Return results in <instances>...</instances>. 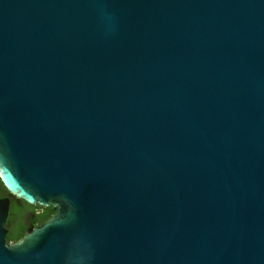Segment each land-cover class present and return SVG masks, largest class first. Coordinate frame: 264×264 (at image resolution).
Here are the masks:
<instances>
[{"label":"water","instance_id":"water-1","mask_svg":"<svg viewBox=\"0 0 264 264\" xmlns=\"http://www.w3.org/2000/svg\"><path fill=\"white\" fill-rule=\"evenodd\" d=\"M0 177V264H264V0H0Z\"/></svg>","mask_w":264,"mask_h":264},{"label":"flooded vegetation","instance_id":"flooded-vegetation-1","mask_svg":"<svg viewBox=\"0 0 264 264\" xmlns=\"http://www.w3.org/2000/svg\"><path fill=\"white\" fill-rule=\"evenodd\" d=\"M0 199L7 200L8 209L5 219V239L11 244L18 242L31 229L37 228L54 216L51 205L28 203L11 193L0 177Z\"/></svg>","mask_w":264,"mask_h":264}]
</instances>
